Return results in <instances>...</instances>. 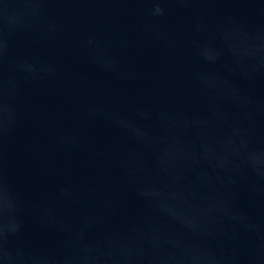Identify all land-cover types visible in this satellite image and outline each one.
I'll return each instance as SVG.
<instances>
[{
	"label": "water",
	"instance_id": "water-1",
	"mask_svg": "<svg viewBox=\"0 0 264 264\" xmlns=\"http://www.w3.org/2000/svg\"><path fill=\"white\" fill-rule=\"evenodd\" d=\"M0 264H264V0H0Z\"/></svg>",
	"mask_w": 264,
	"mask_h": 264
},
{
	"label": "clouds",
	"instance_id": "clouds-1",
	"mask_svg": "<svg viewBox=\"0 0 264 264\" xmlns=\"http://www.w3.org/2000/svg\"><path fill=\"white\" fill-rule=\"evenodd\" d=\"M160 11V9L159 8H157V12H159Z\"/></svg>",
	"mask_w": 264,
	"mask_h": 264
}]
</instances>
